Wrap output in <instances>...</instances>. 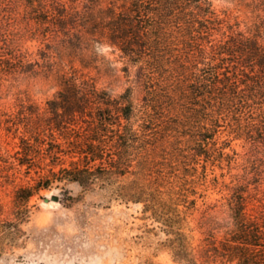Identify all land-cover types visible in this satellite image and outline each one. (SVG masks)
Listing matches in <instances>:
<instances>
[{"label":"trees","instance_id":"trees-1","mask_svg":"<svg viewBox=\"0 0 264 264\" xmlns=\"http://www.w3.org/2000/svg\"><path fill=\"white\" fill-rule=\"evenodd\" d=\"M16 2L23 4L27 17L51 42L42 71L60 84L59 101L51 102L48 110L53 121L29 116L19 122L28 136L20 137L18 152L20 163L32 167L40 146L48 143L46 155L60 169L49 168L50 176H42L32 188H20L16 206L51 179L86 186L129 173L135 178L119 185L116 196L143 203V212L167 227V233L174 235L169 246L177 260L184 264H264V213L251 217L246 212L251 201L264 200V195L257 197L258 189L256 193L247 190L252 179L258 186L264 177V17L256 16L245 30H238L231 25L224 29L222 19L200 0H0V77L25 65L24 55L4 27L12 25ZM91 44L115 47L139 65L140 76L151 87L149 106L158 114L175 113L167 122L191 132V142L198 147L195 155L208 154L222 123L234 138L248 145L247 164L235 177L237 183L227 200L232 227L221 240L206 238L196 254L188 250L177 213L180 201L186 202L179 199L180 194L185 197L181 191L186 182L176 192L161 190L162 183L156 179L147 180L153 164L147 145H154L159 131L148 124L133 126L132 106L124 102L125 94L112 98L81 69L60 58L54 60L55 46L61 57L60 49L84 50ZM53 129L63 135L66 148L56 141ZM66 154L77 158L69 168L63 166ZM133 161L135 171L130 170ZM194 203L191 200L187 209Z\"/></svg>","mask_w":264,"mask_h":264},{"label":"rangeland","instance_id":"rangeland-1","mask_svg":"<svg viewBox=\"0 0 264 264\" xmlns=\"http://www.w3.org/2000/svg\"><path fill=\"white\" fill-rule=\"evenodd\" d=\"M200 1L222 19L224 29L231 25L245 30L256 16L264 17V0ZM13 5L12 25L4 27L9 28L13 45L24 55L25 65L23 70L0 77V264H184L173 256L169 240L174 235L167 233V227L150 217L149 212L144 213L143 203L125 202L116 196L119 185L135 178L132 174L86 186L67 179H51L46 187L36 188L31 197L16 206L20 188H32L42 176H50L49 168L55 172L60 169L46 155L48 143L40 146L34 166L18 160L20 137L27 135L19 122L29 116L53 121V113L48 110L51 102L59 101L60 84L42 71L44 53L51 42L27 17L23 4ZM53 49L54 60L60 58L81 69L112 98L125 94L124 102L127 100L132 106L130 122L134 127L148 124L159 131L152 141L154 145H147L153 160L147 180L156 179L162 183L161 190L171 188L176 192L186 182L181 191L185 197L179 195L186 202L180 201L177 213L182 217L180 231L186 236L188 250L196 254L206 238L221 240L232 227L227 200L237 183L235 177L243 173L247 164L248 145L244 140L234 138L222 123L208 154L195 155L198 147L191 142V132L167 122L175 113L158 114L152 110L150 84L140 76L139 65L120 50L91 44L84 50L60 49L59 57V51H55L59 48ZM53 130L56 141L66 148L63 135ZM45 139L50 141L47 136ZM200 150L205 152L207 147ZM62 158L63 166L68 168L70 161L77 159L67 154ZM132 164L130 170L135 171V162ZM255 185L252 179L247 184L248 193L258 189L257 197L262 198L263 175ZM191 200L195 203L187 209ZM261 202L251 201L247 214L252 217L264 213V200Z\"/></svg>","mask_w":264,"mask_h":264},{"label":"water","instance_id":"water-1","mask_svg":"<svg viewBox=\"0 0 264 264\" xmlns=\"http://www.w3.org/2000/svg\"><path fill=\"white\" fill-rule=\"evenodd\" d=\"M52 199H53V200H57V197H56V196H53Z\"/></svg>","mask_w":264,"mask_h":264}]
</instances>
